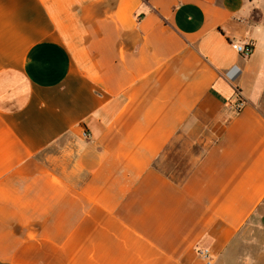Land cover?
<instances>
[{"label": "crops", "instance_id": "0c3cea01", "mask_svg": "<svg viewBox=\"0 0 264 264\" xmlns=\"http://www.w3.org/2000/svg\"><path fill=\"white\" fill-rule=\"evenodd\" d=\"M204 251L264 264V0H0V264Z\"/></svg>", "mask_w": 264, "mask_h": 264}, {"label": "built area", "instance_id": "2783aa9c", "mask_svg": "<svg viewBox=\"0 0 264 264\" xmlns=\"http://www.w3.org/2000/svg\"><path fill=\"white\" fill-rule=\"evenodd\" d=\"M234 47L241 55H243L245 57H250L253 53V48L250 46L234 45ZM243 104H244L243 101L240 100L239 105H238L239 109L242 108ZM85 136H88V134H85ZM200 254L205 259H207L208 264H212L209 251H204V252H201Z\"/></svg>", "mask_w": 264, "mask_h": 264}, {"label": "rangeland", "instance_id": "374dc122", "mask_svg": "<svg viewBox=\"0 0 264 264\" xmlns=\"http://www.w3.org/2000/svg\"><path fill=\"white\" fill-rule=\"evenodd\" d=\"M50 152H52V150Z\"/></svg>", "mask_w": 264, "mask_h": 264}]
</instances>
